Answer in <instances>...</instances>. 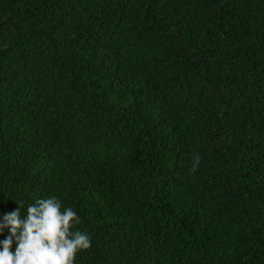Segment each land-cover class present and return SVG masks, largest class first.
Segmentation results:
<instances>
[{
	"label": "trees",
	"instance_id": "16d2710c",
	"mask_svg": "<svg viewBox=\"0 0 264 264\" xmlns=\"http://www.w3.org/2000/svg\"><path fill=\"white\" fill-rule=\"evenodd\" d=\"M51 197L74 264H264V0H0V225Z\"/></svg>",
	"mask_w": 264,
	"mask_h": 264
},
{
	"label": "clouds",
	"instance_id": "9594fccd",
	"mask_svg": "<svg viewBox=\"0 0 264 264\" xmlns=\"http://www.w3.org/2000/svg\"><path fill=\"white\" fill-rule=\"evenodd\" d=\"M74 224H79L77 213L71 208L62 212L56 197L38 200L24 218L19 209L12 211L0 225L10 233L2 241L0 264H74L77 253L91 246L86 233L72 231Z\"/></svg>",
	"mask_w": 264,
	"mask_h": 264
}]
</instances>
